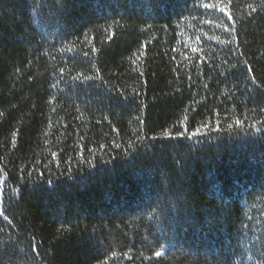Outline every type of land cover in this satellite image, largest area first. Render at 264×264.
Returning <instances> with one entry per match:
<instances>
[{
	"label": "trees",
	"instance_id": "1",
	"mask_svg": "<svg viewBox=\"0 0 264 264\" xmlns=\"http://www.w3.org/2000/svg\"><path fill=\"white\" fill-rule=\"evenodd\" d=\"M224 4L0 0V264H264V6Z\"/></svg>",
	"mask_w": 264,
	"mask_h": 264
},
{
	"label": "snow or ice",
	"instance_id": "2",
	"mask_svg": "<svg viewBox=\"0 0 264 264\" xmlns=\"http://www.w3.org/2000/svg\"><path fill=\"white\" fill-rule=\"evenodd\" d=\"M199 3H200V6H202L205 9L217 10V11H219L221 13H224L228 17L229 20H232L233 19V16H232L231 11L224 4V0H216L215 3H211V2L204 3L203 0H199ZM228 3H231V0H228ZM261 6H264V0H261ZM248 7L251 8L253 12L256 11V8L252 4H249ZM218 26L219 27H222L224 31H234V29H229V27H228L227 24H221V25H218ZM197 39H199V38H197ZM228 42L230 43L231 41H228ZM192 51L193 52H196V51H198V49L197 48H193ZM85 78L86 79H90V77H85ZM261 123H264V122H261ZM236 124L237 125H241L242 124V121L237 120L236 121ZM202 127H208V125L205 124V125H202ZM199 131H200V129H196V131L195 132H192L188 138L191 139L192 136L197 135V133H199ZM165 135L167 136L169 134L168 133H165ZM177 135L182 137L184 135V133L183 132H180ZM118 146L119 145H117V147ZM53 155L55 156L56 154L53 153ZM49 183H51V181H49ZM0 215H2V213H0ZM33 251H36V249L34 248ZM156 255L157 256H160L161 253L160 252H157ZM104 264H106V262H104Z\"/></svg>",
	"mask_w": 264,
	"mask_h": 264
}]
</instances>
